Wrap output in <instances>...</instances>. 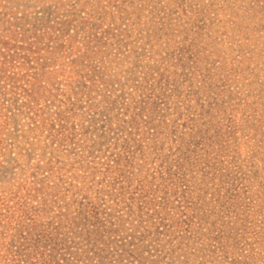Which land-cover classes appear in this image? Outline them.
<instances>
[{"label": "rangeland", "instance_id": "rangeland-1", "mask_svg": "<svg viewBox=\"0 0 264 264\" xmlns=\"http://www.w3.org/2000/svg\"><path fill=\"white\" fill-rule=\"evenodd\" d=\"M0 264H264V0H0Z\"/></svg>", "mask_w": 264, "mask_h": 264}]
</instances>
